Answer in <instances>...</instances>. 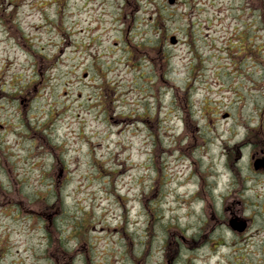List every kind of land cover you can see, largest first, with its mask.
<instances>
[{
	"label": "rangeland",
	"instance_id": "obj_1",
	"mask_svg": "<svg viewBox=\"0 0 264 264\" xmlns=\"http://www.w3.org/2000/svg\"><path fill=\"white\" fill-rule=\"evenodd\" d=\"M238 33L251 54L229 49ZM260 44L264 0H0V264L182 263L186 228L212 223L191 169L216 155L220 188L244 189L218 133L243 141L264 110L231 69L258 76ZM235 240L199 257L264 261V232Z\"/></svg>",
	"mask_w": 264,
	"mask_h": 264
},
{
	"label": "flooded vegetation",
	"instance_id": "obj_2",
	"mask_svg": "<svg viewBox=\"0 0 264 264\" xmlns=\"http://www.w3.org/2000/svg\"><path fill=\"white\" fill-rule=\"evenodd\" d=\"M260 51H262V44H260L257 52L261 53ZM245 52L248 51L245 50ZM259 55L260 54L257 56ZM262 60H258L259 66H256V69L259 67V69H257L259 71H256L258 76L252 75L255 71L253 72L250 67L239 73L240 85L245 82H250L254 87L255 80L260 86V91L264 90V60ZM228 117H230V115H228ZM245 134L247 136L245 140L246 150L244 143H239L238 146H242L241 156H234L233 158L234 162H236L245 155L244 151L246 153L245 166L247 168V175L245 179L249 180L250 183L249 186H246L244 193H237L235 191V185L234 187L229 185L231 184L230 180H227V184L225 185L228 188L220 192L218 183L220 172L216 169L218 161L214 159L216 155H213L214 158L210 163L205 162L207 180L202 175H198L196 180V176L192 172V169L190 171L189 180L191 182L195 181L196 188L199 186L198 190L204 193L203 197L205 204L202 208L206 207L204 212L209 214V218L212 221L211 224L204 221L200 228L196 230L191 229L192 227L186 228L187 235L184 239L185 241H189L192 248H196L198 251L196 252V256L198 257L206 244H213L209 240L208 234L213 232L218 226H224L228 229L231 218H237V220L243 218L245 220L247 225L243 232L250 229L258 232L260 231L259 229L264 227V193L260 189L264 187V110L258 121L252 122V117L249 118V124ZM229 155L230 149L226 148L223 166L229 170V176L234 179V177H236V171L233 169V163L230 162L231 157ZM198 180H200V184ZM212 201L217 204L215 207L216 209H214L211 203ZM258 224H261V226ZM232 245H234V243H232ZM198 260V258H194L192 264H196ZM230 261H232V259H230ZM166 262L167 264H172L170 259H167ZM261 264H264V261Z\"/></svg>",
	"mask_w": 264,
	"mask_h": 264
},
{
	"label": "water",
	"instance_id": "obj_3",
	"mask_svg": "<svg viewBox=\"0 0 264 264\" xmlns=\"http://www.w3.org/2000/svg\"><path fill=\"white\" fill-rule=\"evenodd\" d=\"M170 1H173V0H170ZM172 41H173V42L175 41L174 37H172Z\"/></svg>",
	"mask_w": 264,
	"mask_h": 264
}]
</instances>
